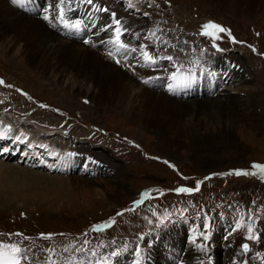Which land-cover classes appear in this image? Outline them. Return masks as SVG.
Here are the masks:
<instances>
[{
  "label": "rangeland",
  "instance_id": "374dc122",
  "mask_svg": "<svg viewBox=\"0 0 264 264\" xmlns=\"http://www.w3.org/2000/svg\"><path fill=\"white\" fill-rule=\"evenodd\" d=\"M132 1L137 2L131 9H138L149 21L160 18L163 22L161 29L167 28L169 37L182 35L183 49L187 50L188 46L201 49L203 46V50H212L209 56L208 50L201 51L202 59L192 62V69L206 66L208 60L213 61L219 55L228 57L233 54V62L249 79L239 70L236 71L238 77L242 81L246 79V82L239 87L237 82H217V87L224 91L219 96L221 100L234 102L231 100L234 98L241 101L239 105L230 103L235 121L226 118L224 122L217 123L211 119L207 128L197 120L194 126L196 136L187 132L178 144H163L158 130L144 129L130 121L123 108L113 103L97 104L92 99L85 101L60 91L61 87L53 89L52 86L41 85L37 70L23 63L19 66L0 42L2 118L8 119L12 128L11 121L15 126L21 124L27 130L24 135L28 138H31L28 131L37 132L40 139L53 142L54 148L63 153L77 148L89 153L102 170L96 175L82 172L58 176L49 165L51 170L47 166L31 170L22 167V163L17 165L14 161L6 163L0 159L1 166L37 173L32 178L20 172L24 174V180L16 178V171L0 174V242L17 244L24 250L27 258L23 264H64L70 260L75 264L72 258L69 260L68 253L74 255L75 260L83 259L84 264H115L123 262L120 254L125 252L126 256L132 257L134 251L143 261L152 258L156 262L160 257L157 250L165 245L164 241H159L160 234L147 235L142 239L134 233L155 224L154 211L167 212L171 206L188 203L191 198L203 194L207 200L191 203L189 208L183 207L185 213L178 220L195 227L198 247H201L200 243H227L228 246L218 249L220 254L224 249L229 250L224 255L223 264H236L232 252H237L241 239H248L250 227L251 235L256 239L255 248L264 251V173L229 174L235 170L255 172L254 163L264 165V0H253L249 5L243 0L238 4L234 0ZM71 7L72 11H83L81 0H74ZM206 20L221 25L230 31L231 36L226 31L218 33L219 38L215 41L209 40V35L201 34L202 21ZM174 23L179 24L174 26ZM151 26L152 39L161 50L169 40L168 36L159 31L157 25ZM182 48L172 60L186 64L188 58H193V53L187 56ZM165 56L163 51L160 57ZM230 79L235 80L231 74ZM39 81L49 80L42 77ZM191 86L195 87L194 84ZM254 93L261 96L254 114L256 118L250 117L246 111L248 100L256 98ZM243 104L242 110L236 113V107ZM5 119L0 121L7 122ZM172 135L175 138L178 133ZM22 147L28 149V142ZM108 165L114 166L112 171L116 174L107 172ZM197 182H200L198 191H175L181 187L195 189ZM145 192L149 193L148 197H142ZM237 200L245 207V214L236 208ZM238 223L242 225L239 228ZM106 224L110 226L103 227ZM96 225L102 226L103 230L93 231ZM178 227L166 230L167 247L173 237L176 238ZM131 234L134 236H128ZM204 235L209 239L204 240ZM184 237L189 239L187 233ZM152 241L156 246L152 247ZM118 244L126 250L120 251ZM147 245L152 248L148 249ZM184 246L190 254L189 250L195 245L182 243L181 249ZM76 249L81 254L73 252ZM146 249L152 250V256L145 253ZM211 256L215 255H207L208 258ZM236 258L239 263L244 259L241 255ZM213 264H219L217 257Z\"/></svg>",
  "mask_w": 264,
  "mask_h": 264
},
{
  "label": "bare ground",
  "instance_id": "6f19581e",
  "mask_svg": "<svg viewBox=\"0 0 264 264\" xmlns=\"http://www.w3.org/2000/svg\"><path fill=\"white\" fill-rule=\"evenodd\" d=\"M5 1L8 6L5 5L4 0H0V42L3 43L2 47L7 53L13 55V59L18 62L19 66L22 63L26 64L30 69L37 70L38 77L40 78L39 80H41L42 77L49 80L45 81L46 83L38 80L41 85L45 84L52 86L53 89L61 87L62 89H60V91L68 92L73 97H80L85 101L92 99V101H95L97 104L113 103L117 107L123 108V112L130 121L139 124L144 129L153 128L158 130L161 133L162 139L160 141L163 144L170 142L178 144L187 132L190 133L191 136H196L197 134L194 130V126L197 120L202 121L207 128L211 124V119L217 123L224 122L226 118L235 121L230 111V103H237L239 105L241 101L234 98L231 99L234 100V102H228V99V101L226 99L221 100L219 96L222 93L215 97H209L208 89V85L212 84L213 81V74L210 69H216V72L227 80V83L236 80L238 87L240 84L247 81L246 79L242 81V79L238 77L236 71L240 70L241 75L246 78L247 74L243 73L241 67L233 62V54H230L228 57L219 55L213 61L207 63L211 66L209 69L207 64L201 68L197 67V69L187 68V70H196L192 72L196 77L195 81L185 86L177 87L175 91H172L169 90L168 87L170 83H173L170 79V75L176 73L177 66L182 63L179 60L165 59L163 61L164 67L161 66V62L156 58L158 46L152 39L151 33L153 32H150L152 26L149 20L145 18L141 19V17L145 16L140 14L138 18L132 17L127 21L124 16L116 14V18L120 19L123 26L128 29L121 37L122 41L127 45V48L117 49V46L109 42L113 36L112 30H101L112 22L111 12H113V10L108 8V12L97 11V16L101 25L95 30V36L91 40L93 44L98 46V49H96L90 47L89 44L69 40L58 35L45 26L40 15L34 16L32 11L21 12L18 8L12 7L7 0ZM234 1L237 4L241 2V0ZM252 1L253 0H243L247 5L251 4ZM43 7H45V5H43ZM42 12H45V9H43ZM101 31L102 34L100 35L99 32ZM110 51L112 55H109ZM142 51H147L153 56L156 63L151 65L147 64L142 55ZM236 55L239 56V53ZM117 60L120 62L117 63ZM135 63L143 68H140L139 71L129 69ZM182 65L185 67L186 64ZM195 66L197 65L195 64ZM181 71L187 72L182 69ZM230 74L234 76L235 80L230 79ZM142 80H149V83H144ZM191 84H194L195 87H192ZM165 85H167V88L164 87ZM84 88H86L87 91ZM182 88H184V91H186L187 88L188 90L194 91L185 95L182 93ZM227 90L225 89V91ZM254 95L256 98H250L246 106V111L249 113L250 117H255V110L258 101L261 99L260 95L256 93H254ZM211 98L214 99L210 100ZM243 107L244 104L242 107H236V113H239ZM191 110L192 113L190 112ZM0 129L2 130L0 132V142L2 141L4 133H8L5 139L8 140L13 148V152H8L4 149L0 150V155L3 157L0 156L1 161L3 160L6 162L8 159L14 161V153H21L20 157H29L32 155V152L40 149L42 150L41 152H43L44 149L45 153H39L37 163L42 164L41 167H38L39 169L47 166L48 169L51 170L49 166L53 168L55 165L59 166L60 161H64L65 156L57 153L54 147H50L46 143L39 145L41 140L35 138V135H30L31 138L25 136L26 130H24L23 127L12 128L8 120L7 122L0 121ZM175 133H178V135L174 138L172 134ZM228 134H230L231 137L233 136L230 132ZM27 142L29 144V147H27L28 149L21 148L22 145L27 144ZM86 158L87 156L85 154H75L72 150H69L67 164L77 167L79 161ZM53 159L60 161H51ZM98 159L100 158L98 157ZM100 160L103 161V159ZM64 163H66V161ZM64 163L58 167L59 170L62 169ZM15 164L17 163L15 162ZM29 164L30 165L27 166L23 165L22 167L31 170L38 169L31 166V161ZM11 167L14 168L13 166ZM111 167L112 166L108 165L107 172H109V174L112 169H115L114 166ZM12 168L7 165H0V174H10V172L16 171V178L24 180V174L27 172ZM95 169L96 167L94 166H87L88 171H95ZM99 171L102 170L100 169ZM20 172L24 174H20ZM255 172L259 171L255 170ZM46 173L53 175L59 174L47 171ZM112 173L113 175L116 174L113 171ZM27 174L33 178L37 173ZM61 176L64 177V175ZM179 228L180 227H178V229ZM182 232L187 233L183 227L180 228L176 234V238L173 237V240L169 243L167 248L163 247L161 250H157L160 257L156 262L151 258V260L144 261V264H171L168 255H175L178 251H185L183 260L181 263H178L177 258H175L172 264H188L189 262L191 264H213V259L216 256L208 258L206 255H203L202 252L195 251L193 249L194 247L189 250L190 254H187V247L184 246L183 249H181L182 243L199 245V239L195 234L187 233L190 239V241L187 242V237H184L185 233L180 235ZM146 251L145 253L152 256V250ZM232 253L233 258H236L238 253ZM121 257L125 264H130L132 261L129 255H122ZM154 257L157 258L158 256L154 255Z\"/></svg>",
  "mask_w": 264,
  "mask_h": 264
},
{
  "label": "snow or ice",
  "instance_id": "6c2138e0",
  "mask_svg": "<svg viewBox=\"0 0 264 264\" xmlns=\"http://www.w3.org/2000/svg\"><path fill=\"white\" fill-rule=\"evenodd\" d=\"M65 2H66V0H59V3H56L55 5L49 6V7H55L56 9L59 10V16L62 20H63V16H64V9H63L62 5H64ZM83 2L86 4H89V5H93L94 8L96 9V11H104V12L109 11V9L107 7H102L99 3H94V0H83ZM132 6L133 5L131 4V2L129 0V7L131 8ZM47 11H49V8L45 9V12H47ZM111 17H112V22L109 25L103 27L101 30L107 31L108 29H111L113 32V36L109 42L112 43L113 45L117 46V49H121V48L126 49L127 45L122 41L121 37L125 32L128 31V29L123 26L120 19L116 18L115 12H111ZM44 19L49 20L50 17L48 15H45ZM72 27L79 28L80 24L77 23L75 25H72ZM226 31L228 32V35L231 36L230 31L226 30L221 25L210 21L207 24L202 25V33L201 34L209 35V36H212L213 39H216V38H219L217 35L218 33L226 32ZM232 39H233V42H235V39L234 38H232ZM85 42L87 43L90 41H85ZM215 46L216 45H214V47ZM109 55H112L111 51L109 52ZM142 55H143L147 64L151 65V64L156 63L155 58L153 56H151L147 51H142ZM167 59L172 60L173 57L168 56ZM119 62L120 61L117 60V63H119ZM182 68H183L182 64L177 66V72L172 73L170 75V79L173 81V83H170L168 85L169 90L175 91V89L177 87L185 86V85L190 84V83L195 81L196 77L191 72V70L188 73H184L181 71ZM0 83H3V81H0ZM144 83H149V80H144ZM89 163H99V162L93 161L91 158H89ZM252 167L254 169H257L260 173H264V165L254 163L252 165ZM229 174H235V175L239 176V175H256L257 173L256 172L250 173V172L243 171V170H235L234 173H229ZM199 185H200V182H197L195 189L181 187V188L176 189L175 191L191 193L193 191H198ZM148 196H149L148 192H145L142 194V197H148ZM109 226H110L109 224H106L103 227H109ZM241 226L242 225L238 223L237 227L239 228ZM101 230H103V228L100 225H96L93 228V231H101ZM248 231L250 234L247 238L248 239H254L255 237L253 235H251L252 229L250 227H249ZM17 235H20V234H17ZM203 239L208 240L209 236L204 235ZM241 248L244 252H247L249 250L248 244H243L241 246ZM113 255H116V253H113ZM26 258H27L26 252L24 250H22L17 244L0 242V264H23V261ZM137 264H139L138 261H137Z\"/></svg>",
  "mask_w": 264,
  "mask_h": 264
}]
</instances>
